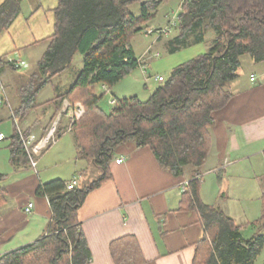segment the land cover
<instances>
[{"label":"trees","instance_id":"trees-1","mask_svg":"<svg viewBox=\"0 0 264 264\" xmlns=\"http://www.w3.org/2000/svg\"><path fill=\"white\" fill-rule=\"evenodd\" d=\"M162 1L59 0L55 32L37 70L19 87L20 104L15 115L20 123L25 121L40 106L39 92L71 67L76 54H81L82 70L56 99L67 98L84 106V115L72 128L78 156L89 160L91 168L99 169L100 174L72 190H67L61 179L41 184L36 194L49 199L53 213L47 235L1 255L0 264H88L91 252L79 224V208L90 191L111 178L110 164L116 151L129 142L151 149L160 166L177 177L188 167L195 169L185 203L200 215L206 233L200 244L209 243L196 264H255L261 255L264 233L245 238L241 225L220 207L203 202L197 177L209 155L213 115L233 98L228 85L239 77L242 57L249 55L256 63L264 62V0H184L178 35L169 41V52L204 42L205 33L211 30L215 37L209 50L174 67L146 101L137 96L115 99L109 113L99 104L102 95L95 93L97 84L113 88L139 67L131 39L155 17ZM136 4L139 15L131 10ZM18 12L19 3L14 0L0 7V32ZM4 65L20 70L0 59V70ZM9 148L14 165L21 158L29 163L17 127ZM5 179L0 173V206L8 195L1 185ZM255 225L264 229V207ZM112 254L116 264L143 261L132 238L115 241Z\"/></svg>","mask_w":264,"mask_h":264},{"label":"crops","instance_id":"crops-1","mask_svg":"<svg viewBox=\"0 0 264 264\" xmlns=\"http://www.w3.org/2000/svg\"><path fill=\"white\" fill-rule=\"evenodd\" d=\"M6 1L0 0V7ZM14 1L19 3V12L11 24L0 32V59L10 65L25 62L20 70L24 69L26 74L14 73L19 70L6 65L0 70L8 96V104L0 107V133L6 135L3 142L7 144V157H3V164L0 163V173L6 175L1 185L8 194L5 203L0 206V256L47 235L53 213L49 199L36 194L41 184L57 179L67 183L76 176L79 180L82 179L81 173L93 174L97 171L100 174L99 169L91 168L89 160L78 156L73 130L68 131L71 119L67 107L73 103L67 98L56 99L65 93L82 70L81 54L75 55L82 58L80 68L75 70L76 75L71 72L73 61L68 70L54 78L53 98L39 102L41 106L22 123L13 116L20 104L19 87L37 70L48 47V39L55 32V11L59 5V0ZM177 35L178 31L175 37ZM133 50L145 63L142 55L147 50L140 56ZM32 65H35L34 70H30ZM251 65L253 70L248 74L242 73L241 66L239 77L228 85L233 98L224 109L213 115L215 121L209 127V155L199 169L200 196L205 203L209 202L205 199L204 186L209 175H216L220 185L223 182L228 189V179H238L236 177L243 175L248 179L233 181L232 192L236 191L235 183H239L241 191L257 186L264 201V62L256 63L252 59ZM101 87L104 92L111 90L106 84H101ZM59 117V141L38 156L36 170L27 161H22L23 158L14 165L9 145L15 128L40 138ZM121 158L124 161L116 163ZM69 163L75 172L71 178H66L64 166ZM4 167L7 168L2 169ZM194 171L188 167L184 175L177 177L160 166L148 147H137L132 142L120 146L110 164L111 178L90 191L78 211L79 224L91 252L88 264H116L112 245L124 238H132L138 244L143 258L140 264H196L198 257L208 250L209 243L200 244L206 236L200 215L185 203ZM93 180H81L82 185ZM219 196L221 200L217 197L213 205L220 207L237 225L248 222L246 218L236 220L231 215L230 206H226L228 199H223L224 194ZM30 203H33V208L27 212ZM255 222L251 226V235L245 236L242 229L245 238L264 233V229L256 226Z\"/></svg>","mask_w":264,"mask_h":264},{"label":"rangeland","instance_id":"rangeland-1","mask_svg":"<svg viewBox=\"0 0 264 264\" xmlns=\"http://www.w3.org/2000/svg\"><path fill=\"white\" fill-rule=\"evenodd\" d=\"M183 2L184 0H163L157 10L155 17L147 23L149 28L160 29L171 26V24L176 22L177 23L176 27H171V31L168 34L163 35L162 38H157L158 36L156 33L154 35L149 36L146 35L144 31H141L135 34L131 39V44L133 45V48L135 49V51L139 56L142 55L144 51H146L149 47V49L145 52V54L142 55L143 59H146L145 60L146 61L145 64L147 66L146 70H144L142 68V65H140L129 75H127L116 86L111 88V90L106 92L102 90L101 87L102 83L97 84L95 86L96 95L99 96L103 94L99 104L105 112L109 113L112 110V108L115 106V104H112L113 99L117 100L124 97L137 96L140 100L146 101L153 93V91L161 84V82L157 81L158 76L168 78L170 72L174 67L186 61H189L200 54H204L209 50V48L212 45V38L214 37L213 31H209L206 33V40L202 43L189 45L187 47L181 48L179 51L175 53L169 52L170 51L169 41L175 37L178 31V26H179L178 16L181 12ZM131 10L134 15H139L140 14L139 4L134 5L131 8ZM156 53L159 54V57L154 56ZM80 59H82L80 55H77L74 59V63H73L74 66L71 67L72 69L71 72L75 75H76L75 73L76 68H80ZM251 61L252 58L249 55H245L244 57H242V67H243L241 69L242 73L244 72V74L245 73L248 74L250 71L253 70ZM34 69H35V65H32L30 67V70H34ZM13 72L19 75L26 74L24 69ZM70 79H72V77ZM54 95L55 92L53 89V85L49 84L39 92L37 96L38 99L37 101L41 102L47 99H51L53 98ZM46 103H43L42 105ZM61 115L59 116L61 117ZM69 137L66 138L69 139ZM58 141L59 139L57 140L55 145L58 143ZM5 146H7V144L5 145L4 142H2L0 145L1 164H3V157L5 156L7 157ZM5 168L7 167H4L2 169ZM64 172H65L64 175H67L66 178H71L70 176H72L75 171L71 166V164L69 163L64 166ZM98 175L99 172L97 171L94 172L93 174L81 173L80 177L82 179H79L80 181L78 180L79 186H83L82 185L83 182L81 180H86L87 178L93 180L97 178ZM236 178L238 179L235 178L228 179L230 180V185L228 189L227 185H223V182L220 185V181H218L216 175L207 176L206 183L204 186H206L205 199L208 200L209 202L206 204L209 205L216 204L215 200L217 197L218 200H221L219 194H224L225 197H223V199H228L226 206L228 205L230 206L229 210L231 212V215L234 216L236 220H239L241 218H246V221H248L247 223H244L241 226L243 227V233L245 234V236H249L253 233V227H251L252 223L254 224V222L259 220L262 216V211L264 207L262 191L261 189H258L257 186L254 187V189H252L251 184L249 185L251 189H249L248 191H241V187L238 186L239 183H235L236 191L233 193L232 192L233 181L236 182L237 180L240 179L243 180L248 179L243 175ZM225 179L226 177L224 178V180ZM217 203L219 204V202ZM263 263H264V249L261 255L258 257L255 264H263Z\"/></svg>","mask_w":264,"mask_h":264},{"label":"built area","instance_id":"built-area-1","mask_svg":"<svg viewBox=\"0 0 264 264\" xmlns=\"http://www.w3.org/2000/svg\"><path fill=\"white\" fill-rule=\"evenodd\" d=\"M176 24L177 23L175 22V23L171 24V26H168L166 28H160V29H152V28L147 27L143 31L146 33V35L151 36V35H154L156 33L158 36L157 38H162L163 35H166L171 31V27H176ZM154 56L159 57V54L156 53ZM13 65L15 68L20 69V68L25 66V62L18 61ZM140 65H142V68L144 70L147 69V66L144 63V61L142 62L139 60V66ZM252 80H254V77H252ZM157 81H159V82L164 81V77L158 76ZM115 103H116L115 100H113L112 104H115ZM6 104H8V96H7L6 87H5V84L3 82L1 72H0V107L5 106ZM67 109L69 110V112L67 114L69 115V117L71 119V121L69 123L68 131H72V128H73V125L75 124V122L77 120H79L84 115L85 108L82 104L77 103V104H73V105L68 104ZM65 113H66V111H65ZM13 116L15 118H17L14 112H13ZM59 121H60V117L56 121L53 122V124L50 126V128L40 138L37 137L33 133L26 134L25 131L18 128V132H19V136H20L22 145H23L24 150H25L27 157L29 159V165L32 169L36 170V168H37L38 156L43 151L47 150L49 146L54 145L57 142V140L59 138V136H58ZM5 139H6V135L4 133H0V145ZM123 161H124L123 158L117 159L116 163L119 164V163H122ZM197 179L201 180L200 176L197 177ZM77 184H78V178L76 176L71 181L66 183V189L72 190L77 186ZM32 208H33V203H30L26 209L27 212H30Z\"/></svg>","mask_w":264,"mask_h":264}]
</instances>
